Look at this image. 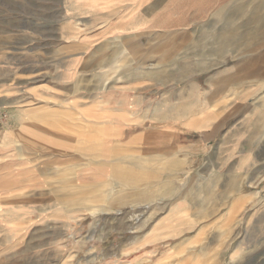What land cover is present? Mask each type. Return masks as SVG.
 <instances>
[{"label":"rangeland","instance_id":"obj_1","mask_svg":"<svg viewBox=\"0 0 264 264\" xmlns=\"http://www.w3.org/2000/svg\"><path fill=\"white\" fill-rule=\"evenodd\" d=\"M206 1L0 0V264H264V2ZM153 125L163 191L111 163Z\"/></svg>","mask_w":264,"mask_h":264},{"label":"crops","instance_id":"obj_2","mask_svg":"<svg viewBox=\"0 0 264 264\" xmlns=\"http://www.w3.org/2000/svg\"><path fill=\"white\" fill-rule=\"evenodd\" d=\"M221 2L225 0H219ZM206 3L210 5L211 12L214 10V6L217 4L215 0H207ZM216 3V4H215ZM215 4V5H214ZM209 16V15H208ZM206 16L204 13H202L200 16H198L197 21L204 19ZM87 79V78H85ZM72 92L69 95L68 102V108L72 110H76V106L74 104V101L72 100ZM70 112V111H69ZM68 113V112H67ZM75 113V111H74ZM136 124H139L136 121ZM128 126L127 123L122 124V131H125L124 126ZM116 128H119L117 125L113 126ZM119 130H121L119 128ZM172 130V127H168L166 125L164 126H150L147 128H144L143 130H137L128 141L117 139L115 140L114 147L117 148H123L126 149L124 152L121 153V155L118 158L112 159V162H115L112 166L117 167V169H120L121 164H125V158L127 156H124L125 154H134V153H141L139 154L141 157H149V167L147 169H140L142 173H147L148 177L146 178V175L142 176L141 178L146 179L152 189H158L159 191H163L164 188L167 185V181L172 178L171 172L172 170V164L174 163V160L177 158H181L179 156L182 154V152L189 148V150H194V145H188V144H177L178 141L176 139L170 138L171 134L169 131ZM189 129H184L181 131H186ZM146 148H149L150 150H147ZM176 148V149H175ZM136 149V150H131ZM139 149V150H138ZM142 149H146L145 151H142ZM175 149V150H173ZM189 152V151H188ZM189 154V153H188ZM117 157V156H116ZM105 172V170L103 171ZM102 172V173H103ZM159 191L157 196L159 195ZM164 218V217H163ZM196 226V225H194ZM130 244H123L121 242L120 250L117 251L116 256L112 257V259L115 258V260H118V256L120 255H132L137 251L136 248L129 247ZM142 249V248H140ZM134 264V263H133Z\"/></svg>","mask_w":264,"mask_h":264},{"label":"bare ground","instance_id":"obj_3","mask_svg":"<svg viewBox=\"0 0 264 264\" xmlns=\"http://www.w3.org/2000/svg\"><path fill=\"white\" fill-rule=\"evenodd\" d=\"M264 2V0H258V1H255V4L254 5H259V4H262ZM253 2H251V4H252ZM254 8L255 9H253L252 8V10H251V14H250V17H248L249 18V22H251V21H257V16H259V14H258V11H257V13H256V9H257V7L256 6H254ZM217 14V12L214 14V15H216ZM236 26H238V25H236ZM254 25L253 24H250L249 25V29L250 28H252ZM259 27H260V25H259ZM231 34H233V33H231V32H227V33H221V38H220V43H223V44H227V43H232V42H234L235 41V37H233V36H231ZM241 33H238V35H240ZM247 34H249V35H255V36H261V35H263L264 34V32H254V33H252V32H250V31H248L247 32ZM239 41V40H238ZM248 41V40H247ZM246 40H244V42H247ZM254 41L253 40H251L250 41V43H253ZM219 50H221L222 52H225V51H229V50H231V49H229V48H220ZM251 50V49H250ZM230 53V52H229ZM162 58H164V56H161L160 57V59H162ZM213 65H215V64H211V65H207V67H212ZM163 119H165V118H163ZM262 123L264 124V119L262 120ZM204 132V131H203ZM126 184H127V182H125ZM124 182H123V184H122V186L123 187H125L126 186V184H125ZM211 186H209V185H207V186H203L202 187V191H201V193L203 194V195H205V194H210L211 193Z\"/></svg>","mask_w":264,"mask_h":264}]
</instances>
